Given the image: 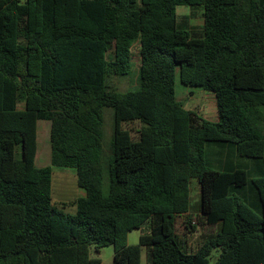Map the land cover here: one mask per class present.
<instances>
[{
  "label": "trees",
  "instance_id": "trees-1",
  "mask_svg": "<svg viewBox=\"0 0 264 264\" xmlns=\"http://www.w3.org/2000/svg\"><path fill=\"white\" fill-rule=\"evenodd\" d=\"M178 6L202 11L200 37ZM176 76L213 94L215 121L176 100ZM54 169L84 196L54 204ZM108 246L112 264H264V0H0V264H101L90 249Z\"/></svg>",
  "mask_w": 264,
  "mask_h": 264
},
{
  "label": "rangeland",
  "instance_id": "rangeland-1",
  "mask_svg": "<svg viewBox=\"0 0 264 264\" xmlns=\"http://www.w3.org/2000/svg\"><path fill=\"white\" fill-rule=\"evenodd\" d=\"M176 13L179 17L181 24L188 29L190 34L194 37H200L202 34L203 17L202 11L195 9L191 10L187 6H178L176 8ZM131 75L126 78L112 77L110 79V84L118 91L124 92L127 90H134L138 87L137 72H138V58L134 57L131 61ZM174 91L176 100L182 104L183 108L186 110H191L197 113L200 117L215 121L216 108L213 94L203 90L200 87H185L183 86L178 77L176 76L174 81ZM103 142L106 146L111 140L112 134V124H113V111L110 108H106L103 114ZM123 129L129 130L131 135L135 138L137 136L136 132L140 125L138 122L127 123L122 125ZM49 121H38L37 123V153L35 164L37 167H45L50 164V143H49ZM246 163H250V160L242 159ZM211 168H213L211 166ZM82 191L76 185L75 175L70 169H54L52 174L51 183V197L54 204L68 203L71 200L81 197ZM198 201H199V190L196 185H191V203L192 208L190 211L192 223L194 225L198 224ZM68 214H73L74 210L72 208L66 209L64 211ZM176 230L178 235H183L185 233L183 218L177 220ZM142 229L133 230L127 234V244L136 245L138 243L139 236ZM199 232L193 233L192 235L186 234L185 238L189 248L195 249L197 242V235ZM219 251H212L208 264H214ZM113 247L108 246L95 250L90 249V257L98 258L101 264H112ZM142 264H149V260L146 252H142Z\"/></svg>",
  "mask_w": 264,
  "mask_h": 264
},
{
  "label": "crops",
  "instance_id": "crops-1",
  "mask_svg": "<svg viewBox=\"0 0 264 264\" xmlns=\"http://www.w3.org/2000/svg\"><path fill=\"white\" fill-rule=\"evenodd\" d=\"M80 190H81V189H80ZM81 191H82V196H84V192H83V190H81ZM82 196H81V197H82Z\"/></svg>",
  "mask_w": 264,
  "mask_h": 264
}]
</instances>
